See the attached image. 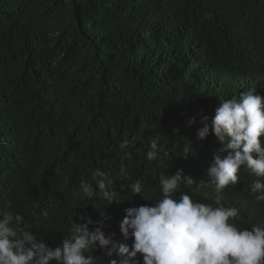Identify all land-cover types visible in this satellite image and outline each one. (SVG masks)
Listing matches in <instances>:
<instances>
[{"label":"trees","instance_id":"obj_1","mask_svg":"<svg viewBox=\"0 0 264 264\" xmlns=\"http://www.w3.org/2000/svg\"><path fill=\"white\" fill-rule=\"evenodd\" d=\"M248 90L264 97V0H0V207L10 205L51 247L72 220L101 221L103 211L106 234L130 245L119 228L124 209L160 199V176L178 169L207 180L221 146L215 110ZM203 117L210 132L201 140ZM153 144L158 157L149 161ZM96 168L117 196L110 205L73 196ZM237 175L219 194L182 181L173 195L219 196L250 229L264 220V201L250 190L264 177L243 167ZM137 179L142 193L121 190ZM87 254L97 264L111 259L99 248Z\"/></svg>","mask_w":264,"mask_h":264},{"label":"clouds","instance_id":"obj_2","mask_svg":"<svg viewBox=\"0 0 264 264\" xmlns=\"http://www.w3.org/2000/svg\"><path fill=\"white\" fill-rule=\"evenodd\" d=\"M198 130L199 139H205L210 132L206 122ZM195 122L188 121L189 126ZM211 131L220 143L213 152V159L206 170L207 180L198 183L191 176H182L183 169L174 175L159 178L162 197L151 205L143 204L124 209L125 215L119 228L124 240L118 241L116 233L103 230L110 217L103 211V220L93 221L86 213L70 222V234L62 244L51 247L30 230L20 213L0 207V264H97L90 249H101L107 264H264V220L249 228L236 224L239 210L226 207L219 196L212 203L196 201L186 192L179 197L174 193L179 184L199 188L212 187L219 194L228 185L238 182L241 167L256 177H264V97L248 90L239 98L223 100L211 119ZM135 137L132 138V141ZM119 142L123 153L132 142ZM152 150L146 153L149 161L158 157ZM191 141L186 139L183 151L190 153ZM122 179L128 180L126 169L121 166ZM111 181L100 168H96L90 180H81L79 189L73 193L79 199L100 197L110 205L117 196L110 191ZM122 191L142 193L140 180L122 183ZM258 201H264V182L254 180L250 188ZM106 205V206H107ZM46 215V213H45ZM96 224L94 229L89 225ZM116 257V258H112Z\"/></svg>","mask_w":264,"mask_h":264}]
</instances>
